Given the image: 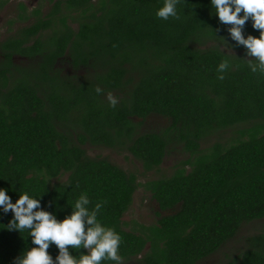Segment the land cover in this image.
I'll return each instance as SVG.
<instances>
[{
	"label": "trees",
	"instance_id": "obj_1",
	"mask_svg": "<svg viewBox=\"0 0 264 264\" xmlns=\"http://www.w3.org/2000/svg\"><path fill=\"white\" fill-rule=\"evenodd\" d=\"M51 1L46 15L35 8V21L0 44V187L13 202L18 191H42L40 206L58 219L84 192L89 207L101 202L97 218L119 233L120 261L139 256L141 264H204L257 220L228 264H264V74L250 71V57L228 37L209 0H180L179 18L167 20L155 15L160 0ZM71 13L77 28L68 22ZM242 32L258 35L250 20ZM17 54L35 58L37 69L18 66ZM63 56L91 71L79 81L52 74ZM222 59L229 67L218 79ZM113 92L117 104L110 107ZM154 114L166 118L164 128L140 131ZM238 125L229 140L203 146ZM87 143L127 145L146 170L158 168L171 149L187 152L169 175L145 182L169 213L126 229L138 176L91 156ZM64 173L65 180L51 182ZM11 215L0 213V264H14L32 246L30 236L2 226ZM47 251L55 257L58 250L50 244Z\"/></svg>",
	"mask_w": 264,
	"mask_h": 264
},
{
	"label": "clouds",
	"instance_id": "obj_2",
	"mask_svg": "<svg viewBox=\"0 0 264 264\" xmlns=\"http://www.w3.org/2000/svg\"><path fill=\"white\" fill-rule=\"evenodd\" d=\"M179 2L160 0L155 10L156 17L164 20L179 18L176 7ZM209 3L220 23L226 26L228 37L236 45L243 46L245 56L250 57V71L264 74V0H209ZM249 20L251 27L258 30V35L243 34V26ZM228 67L226 59L217 64L218 79L224 78ZM94 91L99 94L102 89L96 86ZM107 101L110 107L117 104L111 93L107 94ZM18 193L13 202L6 189L0 187V213H12L8 223L2 226L31 238L32 246L23 249L14 258V264H102L106 261L120 264L118 248L121 237L97 218L101 202L89 207V197L81 192L70 204V213L58 219L54 213L40 206V193L28 190ZM50 244L58 250L55 257L47 251Z\"/></svg>",
	"mask_w": 264,
	"mask_h": 264
},
{
	"label": "rangeland",
	"instance_id": "obj_3",
	"mask_svg": "<svg viewBox=\"0 0 264 264\" xmlns=\"http://www.w3.org/2000/svg\"><path fill=\"white\" fill-rule=\"evenodd\" d=\"M21 5H24V8H22ZM38 7L41 10V16H44L51 10L52 1L0 0V44L1 41L11 35H14L22 27L33 23L35 21V17L31 12ZM73 16H76V14L71 13V15H69L70 18H68V22L74 28H77L79 23L76 19L72 18ZM51 32L52 30L48 29L45 30L42 35L45 37ZM218 44L223 49L235 51L232 46H225L221 43ZM202 46L205 47L206 45ZM3 57L2 51H0L1 61ZM34 59L18 54L14 56V61L18 66L36 70L37 64ZM90 71L91 68L89 67H74L70 60L63 56L55 65L52 74L79 81L81 77L88 75V72ZM114 94L115 93L113 92L112 95L115 96ZM165 125L166 118L164 116L154 114L143 120V123L140 126V131L159 130L164 128ZM242 125L235 126L222 135H213L209 140L204 142L203 146H206L209 144V142L217 139L229 140L231 138L230 135L235 133L234 131L242 127ZM84 147L91 156L108 157L110 160L120 165L124 169L137 174L140 181L139 187L134 194L131 206L123 215L124 226L126 229H134L140 223H154L161 215L169 213V211H164L159 208L155 199L152 198L151 193L146 189L145 182L153 178L169 175L174 169V164L178 160L184 159L188 156L187 152L183 151V149L179 147L171 149L158 168L146 170L142 162L131 154L127 148V145L108 147L105 145H94L87 143L84 145ZM67 176L68 173L61 174L58 178L52 179L51 182L63 181L67 178ZM258 223H260V221L255 220L244 226L240 230L239 234L227 242L226 246L217 251L215 254L213 253L211 256L201 260L200 263L228 264L231 262L232 258H234L247 246L245 239L246 235L249 234V232H254L259 226ZM120 264H141V261L138 256L128 260L120 261Z\"/></svg>",
	"mask_w": 264,
	"mask_h": 264
},
{
	"label": "flooded vegetation",
	"instance_id": "obj_4",
	"mask_svg": "<svg viewBox=\"0 0 264 264\" xmlns=\"http://www.w3.org/2000/svg\"><path fill=\"white\" fill-rule=\"evenodd\" d=\"M0 51H1V48H0ZM61 58H62V57H61ZM61 58H59V59H61ZM59 59H58V61H59ZM58 61H57V62H58ZM56 64H57V63H56Z\"/></svg>",
	"mask_w": 264,
	"mask_h": 264
}]
</instances>
